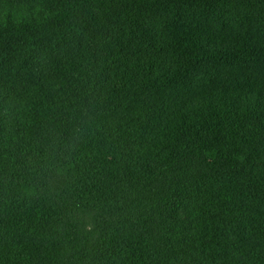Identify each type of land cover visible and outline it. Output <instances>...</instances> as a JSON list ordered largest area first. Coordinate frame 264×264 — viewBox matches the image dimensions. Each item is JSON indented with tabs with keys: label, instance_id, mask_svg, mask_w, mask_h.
I'll return each mask as SVG.
<instances>
[{
	"label": "trees",
	"instance_id": "obj_1",
	"mask_svg": "<svg viewBox=\"0 0 264 264\" xmlns=\"http://www.w3.org/2000/svg\"><path fill=\"white\" fill-rule=\"evenodd\" d=\"M0 264H264V0H0Z\"/></svg>",
	"mask_w": 264,
	"mask_h": 264
},
{
	"label": "rangeland",
	"instance_id": "obj_2",
	"mask_svg": "<svg viewBox=\"0 0 264 264\" xmlns=\"http://www.w3.org/2000/svg\"><path fill=\"white\" fill-rule=\"evenodd\" d=\"M71 162V157L69 155L66 156V166Z\"/></svg>",
	"mask_w": 264,
	"mask_h": 264
}]
</instances>
